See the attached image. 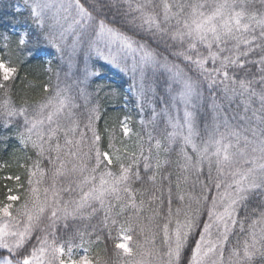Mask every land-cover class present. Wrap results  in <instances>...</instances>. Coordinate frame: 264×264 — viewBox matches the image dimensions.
Here are the masks:
<instances>
[{
  "label": "snow or ice",
  "instance_id": "snow-or-ice-1",
  "mask_svg": "<svg viewBox=\"0 0 264 264\" xmlns=\"http://www.w3.org/2000/svg\"><path fill=\"white\" fill-rule=\"evenodd\" d=\"M24 2L43 42L57 52L71 38L73 53L82 50L86 59L130 75L141 111L147 99L151 122L161 120L164 135L150 132L147 150L140 143L131 153L126 147L122 153L110 135L105 148L95 127L97 109H88L82 130L74 112L79 105L67 89L57 86L37 104H17L10 82L18 67L0 56V120L14 130L20 151L36 155L20 165L27 187L20 175L5 177L16 186L0 201V264L264 259V0ZM3 40L8 49L10 37ZM15 42L32 60L44 55L41 35L24 31ZM237 99L242 123L227 114ZM127 119L124 137L131 132ZM173 151L175 162L161 156ZM100 211L105 239L117 250L112 261L93 247L101 235L93 239V232L70 223ZM138 235L143 242L134 239Z\"/></svg>",
  "mask_w": 264,
  "mask_h": 264
},
{
  "label": "trees",
  "instance_id": "trees-1",
  "mask_svg": "<svg viewBox=\"0 0 264 264\" xmlns=\"http://www.w3.org/2000/svg\"><path fill=\"white\" fill-rule=\"evenodd\" d=\"M0 15L2 19L9 22L5 27L8 32L22 22H29L25 13H15L12 6L9 12L4 9ZM36 34L41 35L42 43L40 47L44 52V55L39 60H32L26 53L22 51L18 53L16 51V36H12L8 49L5 51L0 49V56L2 55L6 62L11 60L18 67L14 81L10 82L12 86L11 95L17 104L25 99L29 105L37 104L46 97L53 95L55 89L59 86L62 89H67L66 94L72 97L74 103L79 105L78 108L74 109V112L80 117L82 130H84L83 125L86 122L85 117L88 109H97L98 119L95 121V127L101 136L103 147L107 148L110 135L114 137L113 143L116 147L121 148L122 153L125 147L129 153L139 152L138 145L140 143H143L145 150H147L148 134L150 132L154 138H163L164 124L159 119L156 124L151 122L152 106H150L147 99L143 104V114L147 119V128L142 131V127L138 121L141 116V107L136 103V96L134 97L127 91L131 83L130 78L113 70L108 64L101 62L96 57L89 58V65L91 66V70L97 71L99 75L88 78L86 75L87 71L84 70L86 57L84 51L78 50L74 54V58L71 59V64H67V62H63L58 56L54 48L43 42L42 34L39 31ZM61 54L64 55L63 52ZM45 84L49 85V92L43 91V85ZM81 90H83V95L81 94ZM4 98V90H0V101ZM85 98H87V106L85 105ZM154 104L159 112L160 104L158 101H154ZM238 104L239 99L233 102L232 108L227 114L229 118L235 115L236 121L234 122L242 123L239 118L245 115V113L243 112V106L237 107ZM224 106L227 108V102H224ZM248 114L250 115V113ZM203 115L210 123L212 119L211 110L206 109ZM125 117L132 118L134 124L140 126L141 129L143 138L134 145L122 143L124 140H127L121 130L122 121ZM3 128V122L0 120V133ZM9 131L14 132L12 129H9ZM88 135L91 136V133H88ZM6 137V140H0V201L5 200L8 188L14 189L16 186L15 180H7L5 177L20 175L21 183H24L25 187H27V173L25 168L20 167V165H30L32 160L36 159L35 152L31 149L27 153L20 151L18 142L12 134L6 135ZM154 143L155 140H153ZM153 151L155 152V149ZM29 156L32 158L31 160L28 159ZM161 156H170L173 162L179 159L176 151L161 153ZM112 167L113 171H116V166L113 165ZM175 167L176 165L173 163L168 170L175 171ZM102 220L103 212L100 211L89 220L70 223H73L74 227H79L81 230L93 232V239L96 234L101 235V242L98 245H93V247L100 252L103 259L112 261L118 259L114 256V252L117 250L114 249L111 240L105 239L106 231L103 228ZM115 235L116 233L113 231V236ZM134 239L143 242L144 237L138 235ZM159 243V238H157V244ZM105 248H107V252H105ZM253 264H264V259L256 257Z\"/></svg>",
  "mask_w": 264,
  "mask_h": 264
},
{
  "label": "rangeland",
  "instance_id": "rangeland-1",
  "mask_svg": "<svg viewBox=\"0 0 264 264\" xmlns=\"http://www.w3.org/2000/svg\"><path fill=\"white\" fill-rule=\"evenodd\" d=\"M11 6H12L15 13H18V14L25 13L29 22L28 23L22 22L16 26H14L10 30V32H8L5 27L9 22L2 19V16L0 15V49H2L3 51L6 50L5 48H3V44L5 43L3 40L4 35H8L10 37V40H9V43H10L12 36L17 37L20 33L24 32V31H27L29 33L30 37L33 36V33H37L38 31L40 32V30L37 28V26L33 23L30 15H29L27 5L25 4L24 0H0V13L2 11H4V9L7 10V12H9ZM55 51H56V49H55ZM62 52L64 53V55L61 54ZM57 53H58V56L63 60V62H67V64H71V59L74 58V54H75L72 52L71 38H69L66 45H62V51L57 52ZM98 60H100V59H98ZM100 61L104 62L103 60H100ZM108 65L113 70L117 71L118 73H122L126 77L130 78V75L125 74L124 72L120 71L119 69H117L116 67H114L110 64H108ZM84 70H86L87 73L92 72L91 66L89 65V58L86 59V57H85ZM92 76H95V75H87L88 78L92 77ZM127 91H129L134 97L136 96L131 89L128 88ZM135 98H136V103L138 104L137 96ZM140 113H141V116L139 117L138 121L142 127V131H144V129L147 128V119H146V117H144L143 111H140ZM141 120H143L144 123H141ZM124 121H125V119L122 121V123ZM127 123H128L129 128L131 129V132L129 133L128 137H125L127 140H124L122 143H124V144L128 143V145H134L138 141L140 142L143 138L142 133H141V129H140V126L134 124V121H132V118L131 119L128 118ZM121 130H122V128H121ZM10 134H12L15 137V132L9 131V129H6L4 127L0 133V137H6V135H10ZM122 134H123V132H122Z\"/></svg>",
  "mask_w": 264,
  "mask_h": 264
}]
</instances>
